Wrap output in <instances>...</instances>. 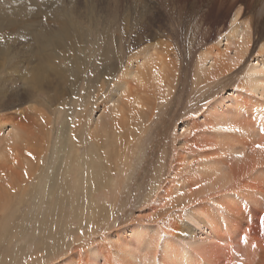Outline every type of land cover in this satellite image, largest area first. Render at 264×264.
I'll use <instances>...</instances> for the list:
<instances>
[{
	"label": "bare ground",
	"instance_id": "1",
	"mask_svg": "<svg viewBox=\"0 0 264 264\" xmlns=\"http://www.w3.org/2000/svg\"><path fill=\"white\" fill-rule=\"evenodd\" d=\"M15 1L17 0H0V4H6L4 5L8 13L6 17L9 19L11 16L10 25L17 27L19 23V31L24 32L25 37H29L35 47L30 49L29 53H22L18 48H13L14 51L11 50L9 53L10 46L2 45L4 42L7 43L4 35H7L8 42H14L13 35L17 32L13 30L11 33H4V37L0 35V55L5 56L6 65L8 63L12 65L7 72L5 70L4 76H0V108L13 106L12 99L21 102L33 100L40 104L39 96L41 97L42 94H47L44 97L49 102L63 96L75 97V94L78 96L77 119L87 120L92 108L97 110L99 115L89 125L85 122L79 126L75 124V130L67 132L65 136L63 126H66L67 122H62L60 127L56 126L59 131L56 136L61 143H64L61 146H66L67 153L62 157L58 156L59 162L55 163V167L52 161L57 157L52 159V156L56 147L51 149V146H48L54 139L51 136L50 115L38 109L36 103L31 104L30 107L31 111L38 113V121L32 119L33 117L26 110L23 111V118L16 121L14 119L19 115L6 117L0 115V158H10L11 152L15 151L12 150V144L16 142L23 146L31 145L30 148L26 147L28 152L26 153L30 155L32 163L35 156L39 160L47 148L48 151L51 149V153L46 157L47 169L45 168L43 175L46 180L43 190L48 196L54 195L57 189L70 192L68 183L73 184V181L67 180L68 161L78 164L81 170L78 172V182L88 176L89 179L84 181L95 183L88 184L90 187L94 186L93 189L109 186L113 180L114 169L111 155L121 153V150L124 152L128 147V137L126 132L122 131L130 125L136 129L144 126L143 124L153 115L158 105L171 99L179 74L187 71V63L191 62L189 59L181 60L170 43L158 40L164 35L170 40L174 38L179 45L182 42L186 44L188 56L196 58L194 60L196 67L193 68V64L191 67L196 69L197 77L201 78L203 74L205 84H215L224 79L228 82L232 76L234 77L235 71L236 74H241V83L244 86L233 84L228 90L221 89L222 92L203 103L202 108L192 114L194 119L190 121L188 115L182 119V123L180 122L179 134L184 141L177 150L175 163L178 165H175L177 170L157 195L156 202L154 201V204L160 206L168 198L169 200L174 198L173 203H176V198L177 200L184 198V203L177 204L181 208L177 209L179 210L177 216H168L161 226L131 224L112 231L105 235L104 243H109L113 248L111 257L114 264H138L141 261H145V264H264V155L252 157V152L250 157L244 151L248 143H252L257 137L255 123L247 122L246 119L248 117L246 113L251 107L248 102L250 97L246 94L249 93L257 101L252 106L255 104L261 106L259 103L262 102L258 100V96L264 98V0H250L244 12L242 6L238 5L240 8L234 12L229 27L224 30L225 35H220L221 37L219 36L214 43L207 41V30L201 28L203 22L201 9L192 12L188 19H184L183 14L179 15L180 12L172 13L171 2L167 0H158L162 7L165 6L164 3H169L171 8L169 16L164 14L159 17L160 20H156L163 21L158 25L141 20L128 23L127 16H122L124 10L121 12V2H117L110 11L113 15H110L108 25L101 24V28H99L101 23L99 20L90 22L87 25L90 28L87 26L82 28L80 22L68 18L58 7L54 9V14L46 15L47 20L37 22L38 25L41 24L39 31L36 29V21L33 22L35 25L33 24L32 32L29 24H23L21 18L33 19L32 15L35 16L38 9L50 0H19L21 6ZM2 23L4 22L0 21V26ZM91 27L96 28L94 34H99V39L104 44L95 55V51L92 52L90 62L86 60L87 55L77 48L74 49L73 45L79 43L78 36H87L91 33L93 31ZM65 41L68 43V48L58 50L57 46L63 45ZM221 42L225 43L222 44L225 46L220 47ZM258 44V50L253 55L252 51ZM24 54L30 59L29 66H24L18 61V57ZM181 62H184L183 66L180 65ZM87 66L95 67L94 72H91L90 68V73L87 75L85 70ZM13 68H21V71H24L19 79L24 81L25 88L22 91L6 94L7 88L4 85L7 81L6 73H11ZM47 75L58 84L59 90L56 89L58 92L50 91ZM68 81H72L73 84L69 86L71 88L68 89V93L64 94L63 85ZM107 82L111 84L107 85ZM107 86H110L108 90ZM144 91L148 97L143 98L140 103L142 99L140 94ZM228 92L230 93L227 94ZM6 98L8 100L4 101ZM262 107L258 110L262 111ZM255 108L250 109L252 113ZM258 110L255 111L257 114L254 113L255 116H258V113L263 114V111L258 112ZM196 114H199V120L196 119ZM251 115L253 114H250V117ZM259 116L254 118L263 119ZM114 122L119 125L115 126L121 131L118 134L113 127ZM202 125L206 127H201ZM187 135L191 138L189 143ZM129 138L128 141H131ZM81 145L86 148L83 154L89 153L104 161H99L100 169L96 164L93 165L92 160H86L84 155L79 154ZM189 152H194L196 155L193 161ZM189 160L192 161L191 165L188 163ZM35 168L32 167L27 175L24 173V178L21 177L22 180L18 182L21 181L20 183L25 186L34 175L38 174L40 177L41 174L35 172ZM14 180L5 183V178L3 176L0 178L1 210L6 206L8 195L19 189L17 179ZM1 182L5 183L6 187H3ZM78 182V187L73 188L80 192L81 187ZM90 187L86 188L88 193L91 191ZM178 190L183 191L182 197L177 195ZM172 191L174 194H169ZM76 192L74 195H78ZM165 211L167 212L168 209ZM87 254L89 257L87 264H105L106 257L99 246H91ZM70 259H63L54 264H72Z\"/></svg>",
	"mask_w": 264,
	"mask_h": 264
},
{
	"label": "rangeland",
	"instance_id": "2",
	"mask_svg": "<svg viewBox=\"0 0 264 264\" xmlns=\"http://www.w3.org/2000/svg\"><path fill=\"white\" fill-rule=\"evenodd\" d=\"M17 1L19 3V0ZM17 1L15 2L17 3ZM54 1L56 2L58 1L59 3L53 2V0L46 2L44 6H41L38 9L35 16L32 15L33 19H24L22 17L21 18L23 20L22 23L29 24L30 31L32 32L34 30L33 24L35 25V23L33 22L36 21V29L37 31H39V25L41 24L38 25L37 22L43 19L44 21L45 19L47 20L46 15L54 14V9L59 7L61 8V12H64L68 18L76 21L77 23L80 22L79 25H81L82 28H85V26L89 25V23L92 22L93 20H99V22L101 23L98 24H99V28H101L102 27L101 24L105 25L109 22L108 20L110 19V15H113L112 13H110V11L114 8L116 3L121 2L120 3L122 7L121 12L124 10L122 16L123 17L125 15L127 16L125 17L128 18L129 20L128 23L131 22L130 24H132L134 21L137 22L141 20L143 22L151 21L152 23H155V25H158V23H161L163 21L157 22L156 20H158L159 17L164 14L165 15L168 14L169 16V11L171 10V8L169 7V3H164L165 6L162 7L161 3L158 2V0H62V2L61 0H54ZM167 1L171 2L172 13L180 12L179 15L183 14L184 19H188L192 12L201 9L200 14L203 19L201 28L207 30L206 33L207 35L206 39H208L207 41H211V43L212 42L214 43L219 39L220 35L221 36L225 35L224 30H226L229 27L230 25L229 23L236 9L240 8L238 7V5L242 6V11L244 12L246 10L245 7L247 6V3L250 0H167ZM4 5L6 4L5 3L0 4V12H2L0 13V16L3 17L0 18V21L4 22L0 26L1 27L0 32L2 31L0 35L2 37L4 36L6 37L5 39H7L6 40L7 43L4 42L2 45L10 46L9 53L11 52V50L14 51L15 48H18L22 53H26V52L29 53L30 49L34 48L35 46L32 45L31 43L32 41L29 40L30 39L29 37H25V35L23 34L24 32L19 31L20 29L19 23L17 27L16 25L13 26L10 25L9 21L11 20V16L9 17V19H7L8 17L6 16L8 15V13H6L7 11L5 10L7 8ZM19 5L21 6L20 3ZM17 21L20 22L19 19H17ZM10 27H12L13 29H11ZM87 27L90 28L89 26ZM91 29H93L94 32L91 31V33H89L87 36H83V35L78 36L77 39L79 40L78 41L79 43L73 45L74 49L77 48L79 49V51L84 52L87 55L86 60L90 62L92 60V56H91L92 52L95 51L94 52L95 55V53L98 52L99 48L104 44V42H102L99 39V34H94L96 28L91 27ZM13 30L14 32H17L16 35H13L15 36L12 39L14 40V42L13 41L8 42L7 35L3 36V34L8 32L11 33V31L13 32ZM71 39L73 40V37H71ZM158 40L163 42L167 41V43L171 44L173 49L175 48L174 52L176 51V53L181 57V60L185 59L186 61L189 59V61L191 62L187 63L188 64V68H186L187 71L183 72V74L182 73L179 74V79L176 83V89L171 99L162 102L160 105H158V108L153 113V115L146 120L147 121L145 122L146 124L145 123L143 124L144 126L138 127L136 129L131 127L130 125L127 127L125 131H122L123 133L126 132L127 137L128 138L130 137L129 140L131 141H128L127 138L128 147L127 150H125L124 152H122L121 150L122 154L113 153L111 155V160L113 159L112 168L114 169L112 174L113 180L111 184H109V186L93 189L92 187L94 186L90 187L88 184L94 185L95 183L91 184L90 182L88 183L87 181H84L89 179L87 178L88 176L86 177V179L84 178L83 180H81V182H78L77 176H78V172L81 170L79 169L78 164H76L75 162L74 164L69 163L68 161V163H66V166H68L67 180L68 182L73 181V184L72 182L68 183L70 192L67 193L68 191L67 192L61 191L58 190L57 187H55L57 191L54 192V195L48 196L46 193H44L43 186L46 183V180H44L43 175H45V168L47 169V166L45 165H47L46 162L48 160L46 157H48V154L51 153L50 152L51 149L54 148L55 146L56 148L54 149L53 151L54 153L52 156V159L57 157L56 160L52 161L54 162L53 166L55 167V165L59 162L58 156L61 155L62 157L67 153L66 146L65 147L61 146V144L63 145L64 143H61L60 142L61 140L58 139V137L56 136L59 133L58 128H56V126L60 127L62 122L63 123L64 121L67 122L66 126H63L64 136H65L67 132L75 130V126H74L75 124L76 125L78 124L79 126L83 124V122H85L86 125H89L94 121V118L99 115V112L97 110H94V108H92L90 110V113L88 114L87 120L86 119L83 120L84 118L77 119L76 117L78 112L77 95L74 94L75 97H68V96L65 97L62 95L63 98H56V100H54L53 102H49L45 98L47 94L46 95L42 94L41 97L39 96L40 104L34 102L33 100L27 102H21L19 100L12 99L11 103L13 104V106L8 105L9 107L6 106L7 109L6 107L0 108V115L2 117L3 116L6 117L10 115L13 116L19 115V117L17 116V118H15L14 120L15 121L18 119L20 120L23 118L22 115L24 114L23 111L26 110L33 117L32 119L34 120L36 119L38 121L39 118V115H37L38 113L31 111L32 108L30 107L31 104L36 103L35 106L38 109H41L42 112H45L46 114L51 116V126H52L51 136L52 138H54L52 139V144L48 145L49 147L51 146L50 151H48L49 148H47L46 151L43 153L45 156L41 155L39 160L35 156L33 163L31 162L32 159L30 158V155H28L27 154L28 152L26 151V147L28 146L27 148H30L31 145L23 146L18 142L12 144L13 146L12 150L15 151L11 152L10 158L8 157H4L3 159L0 158V162H1L0 178L3 176L5 178V183H9L14 179H15L14 181H16L17 179L16 181L17 183L18 180H22L24 178L23 176L25 174L27 175L30 172V169L32 167L35 168L37 166L35 168V172L41 174L40 177H38V174L36 173L37 175L31 177V179H29V181L25 186L20 183L21 181H19L18 182L19 189L17 188L18 191L16 190L14 193L8 195V197L6 198L7 200L5 201L6 206L4 207L3 210L0 209V264H54L58 261H62L63 259H69V258H71L70 260L72 261V264H87V262H89V257L87 252L89 251V248L91 246L100 247L102 253L106 257L104 261L105 264H111V263L114 264V261L111 257L113 248L109 246V243L107 242L104 243L105 235L110 234L112 231L120 230L122 228L130 226L131 224H142V225L151 224L155 226L157 225L161 226L162 223H164V221L167 220L168 216L169 217L171 215H174L175 217L177 216V213H179V210L181 209L179 208L178 205L185 202L184 198H181L180 200H177L176 198V203H173L174 198L171 200H169L168 198L167 200L168 202L165 201L163 202L164 205L162 204L160 206L154 204V201L156 202L155 199L157 195L163 189L166 182H168L169 178H171L172 174L176 173L177 170L176 166L178 165L175 164L177 162V157H176L177 150L184 141V140L182 141V138L179 134L181 129L179 127L181 126L179 125L180 122L186 116L188 117V115L190 121L194 119L192 114L199 111L202 108V104L211 100L215 95H218L217 93L230 89L233 86V84L234 86L241 84L242 86L244 85L243 83H241L242 82L241 74L240 73L236 74L235 71L233 73L235 74L234 75L235 78L232 76L228 82H226L224 79L223 81H218L215 84H211V85L205 84L203 79V74L201 78L197 77L198 75L196 76V69H193L196 67L195 66L196 62L194 61L196 60V58L191 55L188 56L186 44L182 42L179 45V42L176 39L172 38L170 40L168 36L165 35L163 37H159ZM65 43H67V41H65ZM65 43L63 45L57 46L58 50H63L65 49V47L68 48V43L66 46ZM222 44L225 43L222 42L219 43L220 47L225 46ZM258 46L259 44L255 47V50L252 51V53H254L253 55H255L256 51L258 50ZM127 53H129V51H127ZM4 57L5 56L2 57V55H0V71H2L0 72V76L1 75L4 76L5 70L7 72L8 68L12 66L10 63L6 65L7 62L4 60ZM18 59H19L18 61H20L19 63H21L22 65L24 66L30 65L29 64L30 59L25 54L22 57H18ZM182 64L184 65V62L180 63L181 66H183ZM192 64L194 67L192 66ZM87 67L88 68L85 70H86V74L89 75L90 73L89 69L91 67L90 66ZM94 70L95 67H92L91 72H94ZM20 71L21 68H13L12 71H10L11 73H6L5 78L7 79V81L4 84L5 88H7L6 94H10V92H14V91H22L23 88H25L24 81L22 82L19 79V77L22 75L24 71L21 72ZM46 77H47L46 80L50 84L49 85V88H51L50 91L53 93L58 92L59 90L58 84L51 79L52 78L51 76L47 75ZM236 80L238 81L237 84H235V82H237ZM232 81L234 83H232ZM64 84L65 85H63V88H65V92H64L65 94L66 92L68 93V89L71 88L69 86L73 84V82L68 81ZM110 84L111 82H107V85ZM82 85H84V83H82ZM107 87L108 90L110 86ZM76 89L78 90V86ZM79 89H81V87ZM107 92H104V94H106ZM230 92H228L227 94H229ZM80 94H82V92H80ZM59 95L61 96V93ZM246 95L250 97L248 102H250L251 104V107L246 113V115H248L246 119L248 120L247 122H250L252 124L255 123L254 124L256 127L255 135L257 137H255L256 140L253 139L252 143H248L250 147L247 145L244 148V151L249 156L253 152V155L251 154L252 157L254 156L259 157L264 155L263 152L264 135H262V133L264 134V125H263L264 116H262L264 115V98L258 96V100L262 102V104L259 103L261 106H263L262 107L263 112H262L260 111L261 106H259L258 104L257 105L255 104L256 108L255 105L252 106V104L256 103L257 101L254 100L249 93ZM140 97L142 98V99L140 98L141 99L140 103H141L142 100H144L143 98L146 99L148 97V94L145 93L144 91V93L140 94ZM68 98H70L71 100L69 101ZM7 100L8 98H6L4 101ZM254 108L255 110H253V112L255 114L257 112L256 110L260 109L258 110V112H262L263 114L261 115L260 113H258V116L260 114L261 116H259V118L262 117L263 119L261 118L260 120L255 119L258 116H255L254 113H252L251 110ZM250 114H253L254 116L251 115L250 117ZM198 115L199 114L195 115L197 120H199ZM129 116L131 115L129 114ZM113 124H114L113 127L117 125L116 122H114ZM208 125L209 124H207V126ZM118 126L119 125H117V127ZM204 126L205 125H202L201 127ZM112 131L115 132L114 129H112ZM120 132L121 131L116 128V133L118 134ZM186 138H188L189 140L188 143H189L191 138L189 137V135H187ZM58 143H60V145ZM259 145L262 147V149ZM79 151H80L79 153L80 155H84L85 156L84 158L86 160L88 159L92 160L93 165L96 164L98 166V169H100L101 163L99 161H102L100 160V157L92 156V154L89 153L83 154L86 151V148L85 146L82 145ZM189 153L192 154L191 160L193 161L196 155L194 154V152H189ZM191 160H189L188 162L190 165L192 163ZM27 161L29 162V164H27L28 163ZM113 161L117 164L113 163ZM31 165L34 166L31 167ZM41 168L42 170H39ZM73 171L74 173H72ZM13 172L16 174H14ZM108 173L106 174L108 175ZM72 176L73 178H71ZM3 182H1L3 184V187H6L5 183ZM77 182L79 183V187H81L80 192L77 190L76 192L74 189L78 187ZM87 187H90L91 189L90 193H88L86 189ZM4 190L6 189L4 188ZM75 192L76 194L79 195V197L78 195H74ZM169 194L172 195L174 193L172 191ZM183 194H184L183 191L181 190L177 191V195H180V197H182ZM55 198H57L56 199L57 201L55 200ZM164 209L165 210L168 209L169 212L168 211L166 212ZM100 262L103 263V261L101 260ZM138 264H145V261L144 262L141 261Z\"/></svg>",
	"mask_w": 264,
	"mask_h": 264
}]
</instances>
